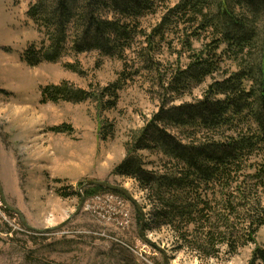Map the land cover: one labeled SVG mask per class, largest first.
<instances>
[{"label": "trees", "instance_id": "obj_1", "mask_svg": "<svg viewBox=\"0 0 264 264\" xmlns=\"http://www.w3.org/2000/svg\"><path fill=\"white\" fill-rule=\"evenodd\" d=\"M27 2L26 17L43 38L24 50L21 60L28 67L90 51L126 61V50L140 36L134 55L144 69L156 68L146 51L162 47L178 63L188 60L162 85L175 96L171 100L210 79L192 103L168 106L166 100L114 173L145 192L152 212L144 228H168L176 249L206 260L254 244L249 264H264V248L255 241L264 226L257 193L264 189V25L258 26L264 0H178L172 6L170 0ZM158 13L149 31L141 27L140 18ZM117 86L101 94L116 98ZM40 96L41 104L96 97L65 81L41 87ZM140 151L155 155L156 164L144 162ZM148 163L153 167L146 168ZM87 187L85 199L99 193L124 199L119 192Z\"/></svg>", "mask_w": 264, "mask_h": 264}, {"label": "rangeland", "instance_id": "obj_2", "mask_svg": "<svg viewBox=\"0 0 264 264\" xmlns=\"http://www.w3.org/2000/svg\"><path fill=\"white\" fill-rule=\"evenodd\" d=\"M177 1L170 0V5ZM27 3L0 0V264H164L163 255L141 238V219L125 197L111 193L83 197L80 212L71 216L88 188L82 187L84 183L104 181L123 186L147 221L152 206L145 192L134 180L116 175L115 168L166 100L168 106L192 103L202 97L210 79L171 100L162 85L188 60L182 57L178 63L162 47L146 51L156 68L144 69L134 55L143 41L140 36L126 50V61L90 51L28 67L21 60L24 50L43 38L26 17ZM160 14L140 18L141 27L149 31ZM263 25L264 16L258 23L259 28ZM64 81L96 97L80 103L41 104L40 88ZM116 84V98L101 94ZM137 155L156 164L155 155L146 151ZM257 193L264 205V189ZM3 200L15 211L12 215L4 212ZM144 232L166 251L168 264H249L255 247L248 244L234 255L222 252L216 259L199 260L176 249L168 228H144ZM255 241L264 248V226Z\"/></svg>", "mask_w": 264, "mask_h": 264}, {"label": "water", "instance_id": "obj_3", "mask_svg": "<svg viewBox=\"0 0 264 264\" xmlns=\"http://www.w3.org/2000/svg\"><path fill=\"white\" fill-rule=\"evenodd\" d=\"M84 186H95V187H102L104 189H107L109 191H114V192H119L121 195H123L129 202H131L135 208L137 209V211L140 213V216H141V219H142V222H141V226H140V236L141 238L143 239V241L145 243H147L148 245H150L152 248H154L155 250H157L158 252H160L162 255H163V259H164V264H168V259H167V254H166V251L161 248L160 246H158L157 244H155L152 240H150L148 238V236L145 234V232L143 231V228H144V224H145V215H144V211L143 209L140 207V205L138 204V202L134 199V197L123 187V186H120V185H115V184H111V183H108V182H104V181H86L84 183ZM81 187V188H82ZM0 195L2 196L3 193H2V190L0 189ZM83 201H84V198H83V195L81 194V201L76 209V211L72 214L71 218L75 215H77L81 208H82V205H83ZM3 203L4 205L6 206V208L9 210V211H13L15 212L13 209H11L10 207L7 206V204L5 203V201L3 200ZM17 215L19 216L20 220L22 221V224L24 226L27 227V225L24 223V220L22 219V217L20 216V214L17 212ZM67 219L66 222H69L70 219ZM65 223H63L64 225ZM63 225L59 226V227H56L55 229H58V228H61Z\"/></svg>", "mask_w": 264, "mask_h": 264}, {"label": "built area", "instance_id": "obj_4", "mask_svg": "<svg viewBox=\"0 0 264 264\" xmlns=\"http://www.w3.org/2000/svg\"><path fill=\"white\" fill-rule=\"evenodd\" d=\"M118 198V197H117ZM7 224L11 227L12 230H16V226L15 225H11L8 221H6ZM19 230V229H18ZM20 231H23L22 229Z\"/></svg>", "mask_w": 264, "mask_h": 264}]
</instances>
